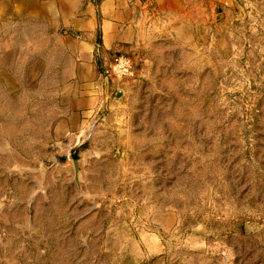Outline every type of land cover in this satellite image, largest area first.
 <instances>
[{
    "label": "rangeland",
    "instance_id": "1",
    "mask_svg": "<svg viewBox=\"0 0 264 264\" xmlns=\"http://www.w3.org/2000/svg\"><path fill=\"white\" fill-rule=\"evenodd\" d=\"M206 3L146 23L72 148L20 134L48 85H0V264H264V0Z\"/></svg>",
    "mask_w": 264,
    "mask_h": 264
},
{
    "label": "crops",
    "instance_id": "2",
    "mask_svg": "<svg viewBox=\"0 0 264 264\" xmlns=\"http://www.w3.org/2000/svg\"><path fill=\"white\" fill-rule=\"evenodd\" d=\"M208 4L206 0H0V85H48L53 98L43 128H23L20 134L43 133L42 142H65L67 149L91 137L107 98L108 80L98 71L97 57L133 53L144 41L146 23L166 29L184 20L196 22Z\"/></svg>",
    "mask_w": 264,
    "mask_h": 264
},
{
    "label": "built area",
    "instance_id": "3",
    "mask_svg": "<svg viewBox=\"0 0 264 264\" xmlns=\"http://www.w3.org/2000/svg\"><path fill=\"white\" fill-rule=\"evenodd\" d=\"M104 72L109 80L121 81L135 74V62L132 56L113 53L103 61Z\"/></svg>",
    "mask_w": 264,
    "mask_h": 264
},
{
    "label": "trees",
    "instance_id": "4",
    "mask_svg": "<svg viewBox=\"0 0 264 264\" xmlns=\"http://www.w3.org/2000/svg\"><path fill=\"white\" fill-rule=\"evenodd\" d=\"M98 1V0H96ZM99 54V53H98ZM128 54V53H127ZM98 56V55H97ZM96 64H97V68H98V71L99 73L102 75V77L104 78L106 76L105 72H104V66H103V63H102V59L98 56L97 57V60H96Z\"/></svg>",
    "mask_w": 264,
    "mask_h": 264
},
{
    "label": "water",
    "instance_id": "5",
    "mask_svg": "<svg viewBox=\"0 0 264 264\" xmlns=\"http://www.w3.org/2000/svg\"><path fill=\"white\" fill-rule=\"evenodd\" d=\"M105 79H107L108 80V78L107 77H105ZM76 163V162H75Z\"/></svg>",
    "mask_w": 264,
    "mask_h": 264
}]
</instances>
